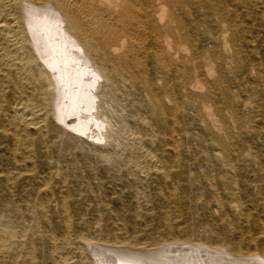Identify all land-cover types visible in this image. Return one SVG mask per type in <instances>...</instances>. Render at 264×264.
<instances>
[{"label":"bare ground","instance_id":"obj_1","mask_svg":"<svg viewBox=\"0 0 264 264\" xmlns=\"http://www.w3.org/2000/svg\"><path fill=\"white\" fill-rule=\"evenodd\" d=\"M208 104L249 121L256 139L213 136ZM258 139L264 0H0V185L29 182L37 196L0 202V264H94L87 248L145 264H177L169 253L185 248L264 263ZM84 191L92 224L72 210ZM20 209L38 240L19 230Z\"/></svg>","mask_w":264,"mask_h":264},{"label":"rangeland","instance_id":"obj_2","mask_svg":"<svg viewBox=\"0 0 264 264\" xmlns=\"http://www.w3.org/2000/svg\"><path fill=\"white\" fill-rule=\"evenodd\" d=\"M217 75L218 74L216 72H212L211 76H208L207 78H209V81L211 82V81H213V79H215L217 77ZM203 87L204 88H203L202 92L206 93L207 87H205V86H203ZM217 88L219 89V91L222 90L220 87H217ZM235 91L237 92L236 89L234 90V92ZM65 100L67 103L68 98L65 97ZM208 106H209V107H207V110H208L207 114L208 115L206 116V119L204 121L207 122L206 123L207 125L210 124L209 127L212 126L213 136H215L216 138L221 140L224 144H228L230 142L231 137H234V138L242 137L246 143H250L256 139V136H257V135H255L256 132L252 129V126L249 123V121L245 120V122L242 125H238V123L236 122L235 117L231 111L225 109L223 115H221L218 113L215 106H211L210 104H208ZM249 106H250V108L253 107L252 104H249ZM71 109H73V107H71ZM92 115H94V112L92 113ZM72 120H73V122L77 121V119L75 120V117H73ZM123 126L125 127V125H123ZM123 128L120 130V134L123 135V136H121V139L124 138L123 140L125 142L127 140L128 141L132 140V137H133L132 132L131 131L129 132V130L125 129V128L123 131ZM204 128H205L204 125H200V127L196 129V132L197 133L206 132L204 130ZM95 133L100 134L99 130L95 131ZM212 137H209L208 139H211ZM100 141L101 140H99V141L95 140V141H93V143H95L96 145L99 144V146H100V144L102 143ZM258 142H259V145H261L259 148H262L264 146V143L260 139H258ZM118 151H120V150H118ZM121 154L122 155L120 156V159L127 161L129 158V155H128L129 153H125V154L121 153ZM2 164H3V167H6V169L7 168L11 169L10 167H12L11 163L9 161H7L6 158L3 159ZM2 186L5 187V183H2L0 185V202H2L4 205L12 203L14 201L13 203H15L19 208H22L28 202L35 201V199L37 197L35 194H29L28 193V190L30 188L29 182H27L23 185L17 184V187L15 189L9 190L6 193H4L2 191ZM147 194L150 195L149 196L150 201L148 203L145 202L146 204H148L146 206H147L148 210H151V212L154 213V205H155L154 202H155V200H157L159 198L153 192L149 194V191H148ZM94 202L95 201L92 198V195H90V193L85 192V191L82 192L81 197H79V199L77 201H75V203H74V201H72V204L74 203L72 205V210H73V213L76 215V219L82 221V223L84 222V223L92 224L96 220V214H97ZM125 203L127 206L130 207L132 201L130 200L129 197H126ZM50 208H51L50 219L53 221L54 225L57 226L60 223V218H59L58 214L56 213L57 206H56V204H52L50 206ZM110 208L111 209H108V210L105 209L103 211V224L107 225V226H110V225L112 226V224L114 223V220H113L110 212L112 209L116 208V205H110ZM20 210H22L21 215H16V217L20 218L22 221V226L20 227L19 230H24L26 232V235L32 234V236H34L35 239L38 240V238L41 235H44L43 234L44 233L43 228H41L39 225H37L36 221L31 217L30 214H28L23 209H20ZM81 214L83 215V217H81ZM216 214H217V212H212L213 218H216ZM126 220L127 221L131 220V215L129 213L126 215ZM152 227H153V224L151 223V224H147L143 229H151ZM202 233H203V229H200L199 235H202ZM86 252L89 255V258L91 260H93L94 264H136V263L137 264H145L143 262H139V260H133V261L131 260L130 261L129 259L121 258L118 255L109 254L107 252L104 253L101 250H96V248H93V250H92V248H87ZM169 254H170L171 259H175L177 257V261H176V259L174 260V261H176L177 264H183V263L184 264H236V263L237 264H244L241 262L240 263L235 262L225 255H220L218 253H210V252L208 253L207 251L201 252V251L190 249V248H185L181 251H178L177 254H171V253H169ZM171 255H172V257H171ZM167 256H169L168 253H167ZM174 256H176V257H174ZM180 256L183 258L180 259ZM98 258L100 259V261L98 260ZM171 259L167 258V260H171ZM245 264H249V263H245ZM250 264H256V262L250 263ZM257 264H264V263L258 262Z\"/></svg>","mask_w":264,"mask_h":264}]
</instances>
